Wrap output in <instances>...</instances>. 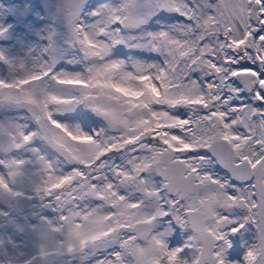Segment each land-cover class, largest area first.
<instances>
[{
    "label": "snow or ice",
    "instance_id": "1",
    "mask_svg": "<svg viewBox=\"0 0 264 264\" xmlns=\"http://www.w3.org/2000/svg\"><path fill=\"white\" fill-rule=\"evenodd\" d=\"M0 264H264V0H0Z\"/></svg>",
    "mask_w": 264,
    "mask_h": 264
}]
</instances>
